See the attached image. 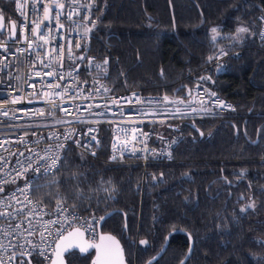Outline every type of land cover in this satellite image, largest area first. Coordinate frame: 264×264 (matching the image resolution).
Masks as SVG:
<instances>
[{"label": "trees", "instance_id": "16d2710c", "mask_svg": "<svg viewBox=\"0 0 264 264\" xmlns=\"http://www.w3.org/2000/svg\"><path fill=\"white\" fill-rule=\"evenodd\" d=\"M0 11L12 21L10 3L0 2ZM259 15L264 17V0H96L88 51L108 58L112 92L180 93L199 78L231 103L233 112L152 125L154 132L179 139L171 161L145 166L142 183L139 163L103 161L108 133L101 125L96 156L66 148L58 168L30 182L31 196L47 208L60 201L81 214L105 217L99 231L118 238L127 264H143L171 229L192 239L183 264H264V47L255 38ZM238 27L249 31L242 40L228 42L225 36ZM212 28L220 33L215 40ZM221 49L229 54L208 65ZM103 188H115L116 198L107 199ZM77 192L87 199L81 202ZM250 203L255 207L247 208ZM187 247V235L172 232L152 264H177ZM91 256L92 251L64 254L66 264H89Z\"/></svg>", "mask_w": 264, "mask_h": 264}, {"label": "built area", "instance_id": "2783aa9c", "mask_svg": "<svg viewBox=\"0 0 264 264\" xmlns=\"http://www.w3.org/2000/svg\"><path fill=\"white\" fill-rule=\"evenodd\" d=\"M0 2L10 3L13 16L10 21L0 11L3 16L0 20V111L9 113L0 115V186L3 187L0 213H8L0 215V259L3 264H47L55 240L68 229L77 227L88 240H95L99 218L62 204L61 209L66 211L61 214L57 203L47 208L31 196L30 182L56 169L49 167L53 157H61L64 148L72 147L94 158L99 147V129L105 125L108 143L103 161L139 163L142 183L145 166L153 159L171 161L169 153L176 144L173 141L179 139L176 134L154 132L152 125L225 115L233 112V106L200 79L191 84L188 95L184 91L143 93L140 89L112 92L107 84L108 58L96 57L88 51L91 31L85 33V29L92 30L91 12L95 3L90 9L85 6L92 4V0ZM57 3H63L64 9H58ZM46 5L51 7L53 17L60 13L63 29L55 19L43 20ZM69 12L73 13L75 23L67 19ZM261 17L257 16L255 38L258 46L264 47ZM13 22L15 36L10 31ZM35 23H41L38 35L32 32ZM77 43L80 48L75 46ZM219 53L220 50L211 56L213 59L208 65L224 56ZM48 72L54 74L46 75ZM13 99L18 102L11 103ZM219 101L231 107L218 106ZM156 139L158 142L153 145ZM57 219L61 223H49Z\"/></svg>", "mask_w": 264, "mask_h": 264}, {"label": "snow or ice", "instance_id": "6c2138e0", "mask_svg": "<svg viewBox=\"0 0 264 264\" xmlns=\"http://www.w3.org/2000/svg\"><path fill=\"white\" fill-rule=\"evenodd\" d=\"M94 3H95V0H92V4H89V5L85 6L86 9H90V8L94 5ZM56 7H57L58 9H60V10H63L64 7H65V5H64L63 3H57V4H56ZM51 12H52V9H51L50 6H47V5L44 6L43 20H44V21H50V20H52V19H55V20L57 21L58 25H59V28H60V29H63V28H64V24H60V23H59V20H60V13L58 12L57 15H56L55 17H53V16L51 15ZM77 14H78V12H77ZM86 18H87V17H85V19H86ZM2 19H3V16H0V20H2ZM67 19H68L69 21H72L73 23H75V21L73 20V13H72V12H69V13H68V15H67ZM261 19H264V17H261ZM91 25H92V27L94 28V27L96 26V21H95V20L91 21ZM22 30H23V29H22ZM0 31H2V29H0ZM40 31H41V23H35L34 27L32 28L33 35H38V34L40 33ZM90 31H91V28H86V29H85V33H88V32H90ZM235 31H236V39H238V40H242L243 37L241 36V34H243V33H247V32L249 31V29H247V28H245V27H238V28H236ZM211 32L214 34L213 37H212L213 40H215L216 37L220 35V33L217 31V28H212V29H211ZM15 34H16V25H15V23L13 22V24H12V26H11V36H15ZM260 35H261L262 37H264V32L260 33ZM10 38H11V37H10ZM41 39H43V37H41ZM28 43H29V47H31L32 41L29 40ZM69 43H71V42H69ZM75 46H76L77 48H80V47H81V45H80L79 43H77ZM20 51L23 52L24 50H23V49H20ZM68 51L71 52V47H69ZM219 54H220V55H225L226 53L221 49ZM81 59H84V57H81ZM209 59L211 60V59H213V57H209ZM41 63H43V62L41 61ZM104 63L106 64L107 61H105ZM96 67L99 68L100 65L97 64ZM223 67H224V66H221V68H223ZM53 74H54V73H52V72H48V73H46V75H49V76H51V75H53ZM36 75H40V73H36ZM62 78H63V77H61V79H62ZM201 79L204 80V79H211V78H210V77H202ZM57 87H59V85H57ZM102 87H103V86H102ZM97 91H99V89H97ZM104 91H108V89H107V88H104ZM133 95H135V93H134ZM211 95H212V96H215L216 94H215V93H211ZM164 99L167 100L168 97L165 96ZM17 102H18V100H16V99H13V100L11 101V103H17ZM218 106H222V107H231L230 105H225L223 101H219ZM177 111H179V109H177ZM8 114H9V113H8L7 111H0V115L7 116ZM40 115H44V113L41 112ZM201 135H203V133H201ZM76 143H78V141H77ZM175 143H177V142H176V141H173V144H175ZM60 147H61V148H64L63 145H61ZM64 150L67 151L66 148H64ZM93 155H94V153H93ZM115 158H116V157H113V159H115ZM169 158H171V154H170V153H169ZM58 161H61V157H59V156H55V157H53L52 160H51V164L49 165V167H50V168H58ZM61 162H62V161H61ZM46 170H47V169H46ZM19 175H20V174L17 173V176H19ZM162 176H163V174L161 173V177H162ZM152 179L155 180V179H157V178H156L155 176H153ZM106 183L111 184V181H108V182H106ZM102 190L108 193V195H107V197H106L107 199H115V198H116L115 195H114V193H115V191H116L115 188H111V189H109V188H103ZM20 191H23V190H20ZM0 192H3V187H2V186H0ZM76 196H77L78 199H81V202H83L84 199H87V197L84 196V194H83V193H80V192H77V193H76ZM186 199H187V198H186ZM60 205H61V202H60V201H57V211H61V214H62V212H63V211H66V210H62L61 207H60ZM254 207H255V204H254V203H250V204L247 206V208H254ZM73 208H75V206H73ZM247 208H242L241 211H242V212H245V211H247ZM0 215H8V213H0ZM75 218H76V217L74 216V219H75ZM99 219L103 220V219H105V217H100ZM64 222H67L66 219H65ZM49 223L59 224V223H61V221H60L59 219H57L56 221H49ZM74 232L78 233V232H79V229H75ZM31 234H32V233H29V235H31ZM5 235H7V233H5ZM72 235H73L72 233H69V236H68V237H65V236H61V237H60V242L57 243V249H58V251H57V255H58V256L60 255V251H59V250H60L61 248H62L63 251H65V252H68V251H70V250L73 248V245H72L71 243H64L65 241H68L69 238H70ZM257 242H259V241H257ZM29 243H31V242L29 241ZM140 243H141V244H144V245H147V244H148V241H147V240H141ZM0 247H2V245H0ZM87 250H88V249H87V247H85V246H81V247L79 248V251L82 252V253H83V252H87ZM163 250H164V249H161V251H163ZM41 254H42V253H41ZM157 255L159 256L160 254L158 253ZM155 259H156V257L153 258V260H155ZM261 260H264V257H261ZM0 264H3V260H2V259H0ZM54 264H56V262H54ZM60 264H63V261H60ZM121 264H123L122 261H121ZM149 264H152V261H149ZM182 264H183V262H182Z\"/></svg>", "mask_w": 264, "mask_h": 264}, {"label": "water", "instance_id": "95a60500", "mask_svg": "<svg viewBox=\"0 0 264 264\" xmlns=\"http://www.w3.org/2000/svg\"><path fill=\"white\" fill-rule=\"evenodd\" d=\"M11 26H10V31H11ZM99 218H98V222L96 225L97 235H96L95 240H93V241L88 240L84 236V233L79 228L72 227V228L68 229L67 231H65L61 235V236L68 237L69 233L73 234L69 238V240L65 241L64 243H71L73 245V248L71 250H75L79 254L86 253V252L82 253L79 251V248L81 246L87 247V249H88L87 252L92 251V256L89 260V264H121V261L123 262V264H127L125 257H124L122 245H121L120 241L118 240V238L109 232L99 231V224L101 222V219H99ZM75 229H79V232L78 233L74 232ZM177 231L184 232L188 238L187 250H186L185 254L183 255V257L177 262V264H182V262L185 261L188 254L190 253L191 246H192V239L187 232L182 231L181 229L169 230L165 234L164 241H163L161 247L158 249V251L154 255L149 257L147 260H145L143 262V264H149V261H153L154 257L157 258L158 257L157 254L158 253L160 254L162 252L161 249L165 248L169 235L172 232H177ZM61 236H59L55 240L54 249H53L52 255H51L49 261L47 262V264H54V262H56V264H60V261H63V264H66L64 254L67 252L63 251V249L61 248L59 250L60 255L59 256L57 255V251H58L57 243L60 242Z\"/></svg>", "mask_w": 264, "mask_h": 264}, {"label": "rangeland", "instance_id": "374dc122", "mask_svg": "<svg viewBox=\"0 0 264 264\" xmlns=\"http://www.w3.org/2000/svg\"><path fill=\"white\" fill-rule=\"evenodd\" d=\"M213 34V33H212ZM245 33L241 34V36H244ZM214 35V34H213ZM227 38V41H233V40H238L236 39V31L233 33V34H229L227 36H225ZM184 94H189L188 92V88H185L184 90ZM225 115H228V114H225ZM225 115H222V116H225ZM171 127V126H170ZM172 128V127H171ZM165 135H167L166 133H164Z\"/></svg>", "mask_w": 264, "mask_h": 264}, {"label": "bare ground", "instance_id": "6f19581e", "mask_svg": "<svg viewBox=\"0 0 264 264\" xmlns=\"http://www.w3.org/2000/svg\"><path fill=\"white\" fill-rule=\"evenodd\" d=\"M257 42V41H256ZM226 54L224 55V56H227L228 54H229V52L228 51H225V50H223ZM223 56V57H224ZM197 79H199V78H197ZM197 79H195V80H197ZM194 80V81H195ZM209 87V86H208ZM221 97V96H220ZM224 101H226L227 102V100H225L223 97H221ZM216 116H222V115H220V114H216L215 116H211V117H205V118H212V117H216ZM196 119H202V118H196ZM190 120H192V119H190ZM155 160H157V159H153L152 161H155ZM158 161H160V160H158ZM151 162V161H150ZM149 162V163H150Z\"/></svg>", "mask_w": 264, "mask_h": 264}]
</instances>
